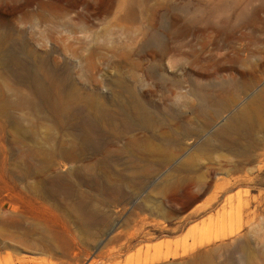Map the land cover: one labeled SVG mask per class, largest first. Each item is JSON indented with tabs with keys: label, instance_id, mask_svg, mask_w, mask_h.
<instances>
[{
	"label": "rangeland",
	"instance_id": "1",
	"mask_svg": "<svg viewBox=\"0 0 264 264\" xmlns=\"http://www.w3.org/2000/svg\"><path fill=\"white\" fill-rule=\"evenodd\" d=\"M252 102L264 110V0H0V264L61 259L56 241L21 244L36 219L81 264L121 246V264H264V127L247 149L215 135ZM38 184L78 185L94 221L74 226ZM115 185L126 195L98 189Z\"/></svg>",
	"mask_w": 264,
	"mask_h": 264
},
{
	"label": "bare ground",
	"instance_id": "2",
	"mask_svg": "<svg viewBox=\"0 0 264 264\" xmlns=\"http://www.w3.org/2000/svg\"><path fill=\"white\" fill-rule=\"evenodd\" d=\"M53 84L57 85V80H53ZM58 86V85H57ZM134 111V114H137ZM104 115V109L101 105L97 106V111L91 114L90 118L83 120L79 126L78 131L71 134L69 143L66 145L68 148H63L61 151L67 154L69 159H74L87 147L89 141V134L93 131V127L96 121L102 119ZM264 127V110L261 105H256L252 102L250 105L244 109L237 110L228 118H226L222 124L216 129L215 135L222 138L226 137L229 141L236 143L244 149H247V142L245 139H241L243 135H251L253 128ZM65 144V143H64ZM62 144V146H64ZM128 147H136L135 143H130ZM39 152V151H34ZM154 152H131L132 159H145L148 155ZM174 154L170 153L169 156L172 157ZM176 155V154H175ZM191 163V159H185L183 161L184 165ZM45 167H39L35 170V173L42 174ZM136 171L131 170L129 176H135ZM21 176L24 173H20ZM75 175L78 180V185L81 182H85V178L82 176L80 168H77L66 174V177ZM68 185L63 189H56V187L51 185L38 184L33 186V190L44 198L49 199L58 209H60L66 216L67 221H70L74 226L82 229L86 226V223L94 221V215L96 210L86 209L82 206V193L79 190V186ZM175 186V182H166L165 188L171 189ZM102 193H122L126 195V191L122 186L115 185L111 187L98 188ZM75 198V200L73 199ZM141 207H143L141 205ZM32 226L27 228L24 232L26 235L36 234L37 237L33 241L21 242L28 247L38 249L41 251H49L55 245L54 241L59 244L61 259L58 262L52 261L51 264H81L83 261L76 256L72 255V244L66 237V235L61 231L60 228L52 225L49 222L36 219L32 222ZM55 247V246H54ZM124 249L123 246L116 250L107 251L101 257L104 261L100 264H121V251ZM160 256L146 257L144 260L138 264H152L159 261ZM23 261V260H22ZM25 261V260H24ZM39 263H50L51 260L41 259ZM54 262V263H53ZM90 264H96L91 262Z\"/></svg>",
	"mask_w": 264,
	"mask_h": 264
}]
</instances>
